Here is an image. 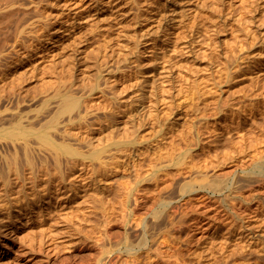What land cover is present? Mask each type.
Masks as SVG:
<instances>
[{"label": "rangeland", "instance_id": "374dc122", "mask_svg": "<svg viewBox=\"0 0 264 264\" xmlns=\"http://www.w3.org/2000/svg\"><path fill=\"white\" fill-rule=\"evenodd\" d=\"M70 86L95 127H111L113 109L142 122L141 149L107 168L124 175L141 161L144 204L126 208L128 194L83 165L85 191L54 181L36 200L12 189L0 196V264H264V176L248 163L258 150L264 161V0H0V93L18 88L36 114ZM15 101L0 102V128Z\"/></svg>", "mask_w": 264, "mask_h": 264}, {"label": "bare ground", "instance_id": "6f19581e", "mask_svg": "<svg viewBox=\"0 0 264 264\" xmlns=\"http://www.w3.org/2000/svg\"><path fill=\"white\" fill-rule=\"evenodd\" d=\"M255 7H256V5H255ZM258 8H259V5H258ZM258 8H257V11H258ZM254 9H253V11H255ZM254 18L256 19V17H254ZM252 19H253V17H252ZM17 89L13 88V92L15 90V93L17 95L16 94L12 95L11 93L10 94H7V93L1 94L0 93V102L3 101L4 99H6L7 101L10 100L11 103L14 104V101L17 100L18 106L16 108L21 107V110L17 109L18 111L16 113H14L12 111L14 114L11 116L12 118H10L8 126H3L2 128H0L1 137H4V138L10 137L12 139V141H5L4 144L1 145V148H0V190H2V192H3L0 194V196H3V198H5V195H7L8 191H10L12 189H17L18 194H19V192H20V194L23 192L28 193L31 195H35L36 200H40L41 197L43 196L42 192H45L46 190H49V189L51 190L54 187L53 186L54 181H57V182L59 181L58 186H59V188H61V190H62V192H64V194H67L68 191H70L71 189H72V191L76 192L77 189L82 188V190H83V188H84V191H85L86 190L85 187H82V185L84 183L82 185L78 184L79 182L76 181V179L78 177L75 176L77 168H79V165H83L84 168L89 167L87 173H89L90 170H93L92 172L94 174H95V172H98L99 176L100 175H105V176L107 175V177H105L103 180V182L108 181L107 184L105 183L107 185V187L104 188V190H108V189L113 188L114 189L113 191H115V192L124 191V193H127L129 198L127 201H125V207L126 208L128 206V201H131L130 204L132 205L133 212L136 213V211H139L142 208V206L144 204V200H143L142 194H140V192H137V191H140L139 186H140V183L142 180V171H141L142 163H141V161H138V162L134 161L135 163L130 165V167L126 166L127 170L128 169H130V170L128 173H126L124 175L120 174L121 176L120 175L119 176L118 175L117 176H114V175L108 176L109 170L107 168V165H109V164L119 165V163L122 162L121 159L118 158L114 161H112V159L116 158L118 155L120 157H124V155L127 154L128 151L129 152L131 150L133 151V148H136L137 144L139 142H144V140L147 139L146 135L141 134L143 131V129H140L143 126L141 121L138 122V120H136V118H135V120L139 124L138 125L135 122V120H132L134 118L133 117L132 119L130 118L129 120L124 121L126 123H125V125H122V123H124L121 119L122 115L120 113H118L115 109H113V111L109 114V117H110L109 119L111 122H113L114 125L111 124V127H110V125L108 124V126H107V123L105 122L106 124L103 123L100 125V127H98V126L95 127L94 122H86V121H89L90 118L88 117L89 120L87 118V116H88L87 112H88L89 107L87 106V104L86 105L82 104V101H84L83 100L84 94L76 91L75 88H73L72 86H70L69 88H67L65 90H61V89L55 90V93L53 95L48 96L47 98H45L42 101V103H40L41 106L38 107V111L36 114H34L33 112L30 114H26L27 112L24 113V111L26 109L23 110L24 108L21 106L22 105L21 101L22 100L27 101L28 99L25 98L26 96L23 97V95H22L23 93L21 94L22 96L18 95V93L20 94V90H18V93H17L16 92ZM11 92H12V90H11ZM113 93H115V91ZM114 95H116V93ZM143 96H145V95H143ZM53 97H57V99L59 97V101L57 100L58 103L56 101L57 104L54 105V107H52L53 105L50 106L51 105V99H53ZM109 97L108 98L105 97V99H106L105 103L106 104H112L111 102H113V98H111V97L109 98ZM127 97L129 98L130 96H127ZM152 101H154V100H152ZM209 101H211V100H209ZM189 102H192V101H189ZM193 102H195V101H193ZM225 102L228 103L227 101H224V103ZM32 103H34V102H32ZM115 103H117V102L115 101ZM115 103L113 102L112 105H115ZM47 105H48V109H46ZM2 106H3V104H2ZM11 106H13V105L7 104L6 106H4L5 110L10 109ZM83 106H86V107L83 108ZM112 107L116 108L115 106H112ZM198 108H200V107H198ZM12 109H14V106ZM30 109H32V108H30ZM43 109H44V111H43ZM2 110H4V108ZM119 110H121V109L119 108ZM125 110L126 109H123V111H125ZM125 113L127 115L128 111ZM156 114L158 116V112ZM156 114H154V115H156ZM132 115H134V114H132ZM164 115H166V114H164ZM153 118L154 117H152L151 119H153ZM158 119L163 122V120L161 118H158ZM156 121H158V120H156ZM105 128H106V130H105ZM76 129L79 132H80V130H81V132H83V130H85L86 132H88V135L86 136L87 133L83 132L82 133L83 135L85 133V135L83 137H79L81 135H79L78 137H74L76 135V133L78 135V132H76V133L73 132ZM107 129H109V130H107ZM104 130L106 132L105 136H99V137L96 136V135L102 133ZM91 133L94 134V136L90 137ZM58 137H59V139H58ZM182 139H184V138H182ZM17 140H23V142L19 143ZM137 148L141 149L140 146ZM147 148L148 147H146L144 145V148H142V149H144L142 151V154L146 153ZM257 152L254 153V156H257L256 155ZM260 152L261 151H259V153H258L259 157L261 156V154H263V152L261 154H260ZM106 153H111L110 159L112 162L110 160L109 161L103 160V157L105 156ZM246 154H248V153H246ZM252 155H253V151H252V154L250 153V155H248V158ZM254 156L252 157L253 159L252 158L249 159L248 163L254 164L255 166L254 165L253 166L255 168L256 167L258 168L259 172L262 174L261 176H264V161L258 162L254 159ZM262 159H264V156ZM98 160L100 162V168L99 169L95 168V164L97 163ZM151 160H152V158H151ZM242 160H243V158H242ZM245 160L247 161L248 159L245 158ZM256 162H258V163H256ZM243 163L244 162H242V165H243ZM247 166H245L243 168H246ZM112 168H113V170H111V171H114L115 168L114 167H112ZM248 171H249V169H248ZM249 173H251V172H249ZM222 174H224V173H222ZM222 174H220V176ZM225 175H227V174L225 173ZM222 176L224 177V175H222ZM223 177H221L220 179L222 180ZM90 179H91L90 180L91 182L92 181L96 182L97 179H99V178L90 176ZM92 179H94V180H92ZM220 179L219 180L217 179V180L220 181ZM261 179H260V181L262 182L264 178H261ZM214 180H216V179H214ZM260 181H258L257 183H260ZM91 182H89V183H91ZM100 182H102V181H100ZM223 182L221 184H223ZM86 185H88V183ZM251 185L255 187V185H253V184H251ZM194 186H195V184H194ZM241 186H239V187H241ZM239 187H238V189H239ZM256 188H254V189H256ZM241 189H244V188H241ZM88 190H89V188H88ZM220 190H221V188H220ZM13 192H15V191H13ZM8 196H9V194H8ZM68 196H70V195H68ZM21 197H24V196H21ZM65 197H63V198H65ZM25 198L28 200L27 196H25ZM9 199H11V198H9ZM101 199L103 200V198H101ZM36 200H34V201L36 202ZM0 209H2V208H0ZM145 234H147V233H145ZM147 236H149V235H147ZM150 236H151V234H150ZM143 238L144 239H142V241L144 240L143 241L144 245L148 244V242L150 240H148V238L146 236L145 237L143 236ZM151 239H152V236H151ZM161 239L162 238H160V240ZM160 240L158 239V242ZM142 241L140 240V243H142ZM14 243H15L14 240L10 239L8 234H6V237L4 238L3 243H2L3 247L6 250H10L13 248L12 245ZM153 243H154V246L159 247L158 243H157L158 246L155 245L156 242H153ZM161 243H162V241H161ZM123 244H125V243L123 242ZM162 245H163V243H162ZM128 246H129V248H127ZM128 246L126 248L130 249V246L132 248L136 245H134L133 242H130L128 244ZM146 247H148V246H146ZM164 247H165V244H164ZM167 247H169V245ZM141 248H143V247H141ZM169 248H171V247H169ZM148 249H149V251L152 250V254L155 252V254H154V256H155L158 253L157 250L159 248L156 249L155 247H152V245H151L148 247ZM134 250H136V248H134ZM147 251L148 250L146 248V252ZM149 251H148V253H150ZM156 251H157V253H156ZM159 251H160V249H159ZM138 256H139V254H138ZM154 256H152V258ZM134 257L131 256V258H134ZM136 257H137V255H136ZM136 257L134 259H136ZM148 257H149V255H148ZM157 257H161L160 254ZM167 257H166V259H170V257L169 258H167ZM133 263H135V260L133 261ZM137 264H139V263L137 262Z\"/></svg>", "mask_w": 264, "mask_h": 264}]
</instances>
